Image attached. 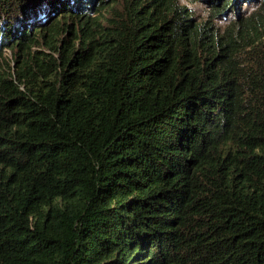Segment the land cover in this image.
I'll use <instances>...</instances> for the list:
<instances>
[{
	"label": "trees",
	"instance_id": "trees-1",
	"mask_svg": "<svg viewBox=\"0 0 264 264\" xmlns=\"http://www.w3.org/2000/svg\"><path fill=\"white\" fill-rule=\"evenodd\" d=\"M7 49L0 264H264V0H0Z\"/></svg>",
	"mask_w": 264,
	"mask_h": 264
},
{
	"label": "rangeland",
	"instance_id": "rangeland-1",
	"mask_svg": "<svg viewBox=\"0 0 264 264\" xmlns=\"http://www.w3.org/2000/svg\"><path fill=\"white\" fill-rule=\"evenodd\" d=\"M193 7H195L198 11H196V12H198V13H200V12H203L204 10H207L204 6H201V5H198V4H193ZM245 9H247V10H245V11H249V8L247 7V8H245ZM205 12V11H204ZM198 16V15H197ZM198 17H200V16H198ZM12 55V52H11V49H7L5 52H4V54H3V56L2 57H0V62L1 63H5L6 62V60H7V58L9 57L10 58V56Z\"/></svg>",
	"mask_w": 264,
	"mask_h": 264
}]
</instances>
